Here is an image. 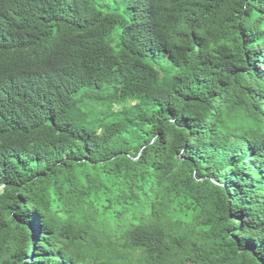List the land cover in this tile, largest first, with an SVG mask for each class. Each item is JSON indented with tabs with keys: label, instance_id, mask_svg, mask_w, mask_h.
Here are the masks:
<instances>
[{
	"label": "trees",
	"instance_id": "trees-1",
	"mask_svg": "<svg viewBox=\"0 0 264 264\" xmlns=\"http://www.w3.org/2000/svg\"><path fill=\"white\" fill-rule=\"evenodd\" d=\"M0 264H264V0H0Z\"/></svg>",
	"mask_w": 264,
	"mask_h": 264
}]
</instances>
